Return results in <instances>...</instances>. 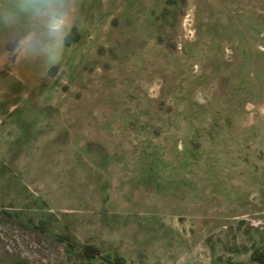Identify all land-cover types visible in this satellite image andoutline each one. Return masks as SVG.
<instances>
[{
	"label": "rangeland",
	"instance_id": "374dc122",
	"mask_svg": "<svg viewBox=\"0 0 264 264\" xmlns=\"http://www.w3.org/2000/svg\"><path fill=\"white\" fill-rule=\"evenodd\" d=\"M65 11L0 18V264H264V0Z\"/></svg>",
	"mask_w": 264,
	"mask_h": 264
},
{
	"label": "clouds",
	"instance_id": "9594fccd",
	"mask_svg": "<svg viewBox=\"0 0 264 264\" xmlns=\"http://www.w3.org/2000/svg\"><path fill=\"white\" fill-rule=\"evenodd\" d=\"M20 14L47 19V33L57 44L64 41L68 25L65 0H11L10 6L0 7V18L6 23L14 22Z\"/></svg>",
	"mask_w": 264,
	"mask_h": 264
}]
</instances>
